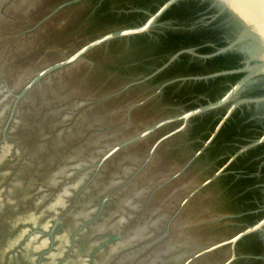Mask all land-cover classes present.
Segmentation results:
<instances>
[{"label": "water", "instance_id": "1", "mask_svg": "<svg viewBox=\"0 0 264 264\" xmlns=\"http://www.w3.org/2000/svg\"><path fill=\"white\" fill-rule=\"evenodd\" d=\"M0 264H264V0H0Z\"/></svg>", "mask_w": 264, "mask_h": 264}]
</instances>
